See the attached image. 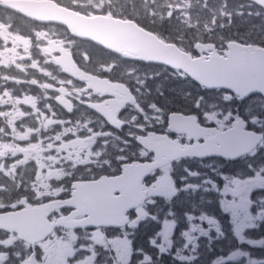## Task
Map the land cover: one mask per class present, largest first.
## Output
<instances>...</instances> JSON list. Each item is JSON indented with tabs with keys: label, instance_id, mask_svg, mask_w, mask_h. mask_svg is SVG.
<instances>
[{
	"label": "rangeland",
	"instance_id": "374dc122",
	"mask_svg": "<svg viewBox=\"0 0 264 264\" xmlns=\"http://www.w3.org/2000/svg\"><path fill=\"white\" fill-rule=\"evenodd\" d=\"M62 1L72 6L79 3L85 6V9L91 11H99L103 8L107 9L111 7L112 10H119L121 12H146L155 18L161 19L160 24L163 29L172 31L173 38L191 47L195 43L196 37H216L218 34L225 37L228 32H231L233 23L236 22L235 25H237L238 20L243 18L241 17L243 15L242 10H235L230 7L226 0H201L199 2H195L194 0H116V3L112 2L113 0ZM115 13L125 16L122 13ZM243 22L245 23L244 18ZM251 28L257 30L255 27ZM181 30H193L194 36L184 40ZM44 33L42 32V35ZM42 35L38 36V47L42 46L44 39ZM43 66L46 69V78L56 79L58 77L49 61L45 60ZM116 69L126 72L131 68L121 69L118 63ZM0 80L7 81L1 77ZM174 80H178V78ZM165 82H167V79H165ZM1 88L6 90V88L10 87L0 81ZM37 89L43 95V99L49 100L50 97L44 89L40 87H37ZM11 94L14 95L11 91L4 93V95L8 96ZM161 95L165 99L158 98L155 94L153 97L158 98L167 105V95ZM190 97L193 98V107L201 99L210 98L197 89L190 90ZM183 101H185V97H183ZM224 104L226 106L227 102L224 101ZM156 108H153V116L157 120L155 126L160 127L161 121L164 120L165 111L159 106H156ZM260 114L264 118V110H261ZM252 123L264 128V123H258L256 120ZM14 134L12 130L8 134L3 133L2 137L4 140H14L13 143L8 142L6 146L0 147V167L7 166L0 171V173L3 172V175L0 176V184L2 185H6L9 180L15 179L22 172L30 176L31 173L27 171V167L34 163L33 161L36 162L40 159L37 146L30 144L23 146L24 139L16 138L13 136ZM260 157H264V150ZM258 162L261 161L251 159L246 161V163L230 168L231 173L246 176L242 180L223 176L219 164L216 162H213L212 165L207 164L204 166L193 164L197 173L191 172L190 168L186 169L182 164L161 171L155 177L154 186L150 190L151 194L154 195L150 207L154 210H159L163 206L169 211L172 209V203L177 204L180 209L178 217H185L187 219V221H183L187 227L183 237L179 234V237L174 238L175 231L180 230L181 226L173 211L168 212L166 210L164 217H160V220L152 216L158 220L154 221L158 224L157 236L150 241L152 245H157L156 251L162 256L168 254L170 261L174 260L172 257H175L178 261L183 262L182 264H195L198 261L207 263L212 259L208 260L206 254H212V258H215L214 256L217 255V252L212 247L213 245L219 246L216 244L220 240L216 236L219 232L216 226L214 228L211 222L212 219H208L210 216L207 214V208L210 207L212 209L211 203H214V205L218 204L221 207L222 211L219 212L222 218L230 224L233 233L238 239L236 244H232L233 252L229 253L228 258L231 255L239 254L241 257L233 259L234 264H264V239L254 238L253 236L255 235H252L255 233L260 237H264L261 231V225L264 222V165L253 166V164ZM223 166L227 168V166ZM38 171L39 169L37 168L34 172L35 175L30 179L29 183H34V180L40 182L41 175L37 174ZM176 184L181 185V191H184L183 186H185L189 192L188 195L191 196H179ZM14 190L15 188L13 187L11 191ZM2 192L9 195L8 186H1L0 194ZM178 196L182 198L175 200ZM181 200L193 205L192 211L182 209L180 207ZM189 212L190 217L185 216ZM219 212L215 211L213 214ZM149 219L147 213L140 211L137 214L136 221L131 224V229L119 235L109 233L97 236L92 235V237L85 238L60 236L48 246H43L39 250L41 252L40 256L44 259V264H92L91 262L88 263V261L94 256H99L104 264H108L112 260L123 263L130 262L136 256V253L133 251V243L137 234L134 232L139 223L143 224L144 220L148 221ZM216 219L220 220L219 218ZM216 219L214 220L222 223ZM137 237L140 239V235ZM191 237L195 238L197 242L190 243L189 238ZM17 244L18 242L14 237L0 240V251L14 249ZM161 244L162 246L160 247L159 245ZM187 244L188 250H186ZM163 245H167L168 247L163 248ZM29 252L25 248L14 252L13 257L20 259L22 253L29 254ZM137 254V258L132 263L156 264L150 257L146 259L143 253ZM180 255H182L181 259H178ZM7 257V254L0 252V264H7ZM50 257H53V259L50 260Z\"/></svg>",
	"mask_w": 264,
	"mask_h": 264
},
{
	"label": "water",
	"instance_id": "95a60500",
	"mask_svg": "<svg viewBox=\"0 0 264 264\" xmlns=\"http://www.w3.org/2000/svg\"><path fill=\"white\" fill-rule=\"evenodd\" d=\"M264 7V0H250ZM0 5L22 13L28 18L52 22L57 21L68 27L80 39L101 43L116 53L129 52L137 54L143 61L164 64L180 69L191 76L198 84L210 89H226L234 94L249 97L259 93L264 96V49L242 47L237 44L229 46L228 59H215L206 63L191 61L175 47L163 46L155 36L145 34L133 23H123L109 18L88 19L77 16L59 8L50 1H0ZM64 56L66 55L63 52ZM171 124L180 125L182 129H191L197 135L202 134L196 128L192 118L174 116ZM246 124L239 120L233 128L203 146L185 147L170 143L166 138L151 135L141 140V145L155 153V163L151 165H132L120 179L95 183L92 188L80 189L76 202L89 219L85 228L114 227L127 225V214L146 201L143 183L153 171L169 165L180 158L221 157L227 161H236L250 154L258 147L263 136L246 131ZM171 130L177 131L171 127ZM183 130V133H188ZM207 135V134H206ZM205 135V137H206ZM117 195H119L117 197ZM68 206H72L69 203ZM54 205L27 209L17 214L0 215V229L16 233L27 243L36 244L47 239L54 229L69 228L66 220L51 224L48 219L55 211ZM74 228H82L79 225ZM25 264H31L27 262Z\"/></svg>",
	"mask_w": 264,
	"mask_h": 264
},
{
	"label": "flooded vegetation",
	"instance_id": "af4514ba",
	"mask_svg": "<svg viewBox=\"0 0 264 264\" xmlns=\"http://www.w3.org/2000/svg\"><path fill=\"white\" fill-rule=\"evenodd\" d=\"M11 13L8 12L7 10L1 9L0 8V15L3 16L4 18H8V16ZM4 26L0 27V33L1 34H6L9 33V26L6 24V21L3 22ZM58 41V40H57ZM65 46L69 49L70 46L68 44H65ZM32 49L18 45L17 41H14L12 45H10L9 47H1L0 49V67L3 66H9L11 64V61H22V62H28L31 58V54H32ZM85 70V69H84ZM86 71V70H85ZM102 77V76H101ZM109 78L112 82H116L115 80L117 79V77H106ZM64 85L68 88L69 93H70V99L71 101L75 104V107L77 110H81V112L85 115V119H87L86 114H85V104H95V105H102V106H108V104L115 99V97L111 96V95H103V94H97L93 91H90L87 88V84L81 83V82H77L73 79L67 78L66 79V83L64 82ZM137 98H139L138 100V104L141 107H144L143 105V100L141 98H143L141 95L138 94V91L135 89L132 91ZM152 92V89H151ZM53 94V93H52ZM53 96L57 97L56 94H53ZM228 97H230L228 95ZM233 98V97H231ZM258 98V96L252 97V99L255 101V99ZM250 99V100H252ZM249 100V101H250ZM55 102V100H54ZM56 104V102H55ZM136 104V105H138ZM54 105V104H53ZM57 105V104H56ZM132 107V106H131ZM129 107L128 109H126L125 111H123L120 115V118L122 120H125V123L128 125L127 120L125 119V115L128 113V111L130 110ZM51 108H55L54 106ZM87 110V109H86ZM215 112H213L210 116V118L207 120L206 124H202L203 127L206 128H216V129H223L222 126L219 124V120L217 118V111L216 109L214 110ZM87 112L89 114H91V112L89 110H87ZM14 116V117H19V115H17V112L15 111L14 108L11 109V111L6 112L3 110H0V117L3 120H6L7 122H9L10 117ZM236 116H240V114H236ZM219 117V115H218ZM232 118H228L226 119L227 122H229ZM99 121L102 122V125H104V121L103 118H99ZM137 121L134 119L132 121V127L134 129V135L135 138L139 135V134H145V133H150L152 132L153 128V119L147 116L146 119V127L144 128L143 125H140V127L135 130L137 128ZM85 126H89V123L87 121H85L84 126L82 128L79 127H75V128H69L68 130V134L65 135L63 137V145L61 146V150L65 151L67 155H70L72 157L77 156L79 160H82V163L85 164V161L90 159L91 156V150H92V145H93V141L96 140H101L102 143V148L104 153L107 151V149L109 151H112L114 153V155H125L126 156V161L129 160V162H135L138 159L141 160H145V159H152V155L147 154L146 152H144L143 150H140L136 144L135 139L131 138V134L130 135H126V138L121 139V142L119 144V147L115 148L114 145H116L117 141H116V137L118 136L115 133H112L110 131H107L105 129L99 128L97 126H94L93 129H85ZM1 127L3 129H9L7 126H3L1 124ZM14 130H19L17 128H14ZM102 130V131H100ZM96 131V132H95ZM166 131V130H165ZM107 132V133H105ZM60 134L61 133H57L56 137L60 138ZM110 134V135H107ZM146 134V135H147ZM122 135V134H121ZM122 138V137H121ZM33 140L36 141H40L39 139L33 138ZM184 140V139H182ZM110 165L112 164V168L115 169V171L122 173V168L120 166V164L118 163V161L116 159L114 160H110ZM113 174V173H111ZM44 173L41 172V180L39 182V187L41 189H45V193L43 195V197H39V200H45L47 198L52 197H64L63 193H53L52 195L46 190V188L48 186H50V182L48 181H44L43 180V176ZM97 176H93V177H85V176H80V178L78 179V181H87L89 179H93ZM71 188V186H70ZM69 193L71 192V189H69L68 191ZM191 196V195H189ZM68 196H66L65 198H67ZM64 199V198H63ZM216 206L218 207V205L216 204ZM66 214H69L68 211H66ZM64 213V212H63ZM190 242H193L195 240V238L191 237ZM220 264H224V263H220Z\"/></svg>",
	"mask_w": 264,
	"mask_h": 264
},
{
	"label": "bare ground",
	"instance_id": "6f19581e",
	"mask_svg": "<svg viewBox=\"0 0 264 264\" xmlns=\"http://www.w3.org/2000/svg\"><path fill=\"white\" fill-rule=\"evenodd\" d=\"M3 1H34V0H2ZM195 2H199L201 0H194ZM3 8L7 11H12L11 8L7 7V6H3ZM0 21H2L1 17H0ZM261 29H264L263 26H259ZM150 31L154 32L156 34V38L157 40L162 43V44H166L168 43L171 39H172V35L166 31H163V30H160V29H157V28H153L151 27L149 29ZM57 32V31H56ZM6 36L14 41H17V42H22L24 39H23V36L21 34H19L18 32H9V33H6ZM185 40V39H184ZM83 57H85V54H82ZM89 59H92V60H96L98 61L99 63L102 64V67L101 69L98 68H94V67H86V69L95 74V75H98V76H103L105 74H110V75H113V76H116L117 74L110 68H108V66H117L118 65V62L116 60L115 57H112V56H104V55H96V56H92V57H88ZM87 84V88L89 90H93V86L89 84V82H86ZM151 84L152 82L150 83L149 86H147L146 88L145 87H142V89H145V92L146 93H149V94H152V95H156V97L158 98H161V99H165V97L159 93H157L154 89V87H151ZM155 84H157L155 82ZM151 89H152V92H151ZM263 96V95H262ZM250 100V96L249 97H241L239 95H235L233 97V104L235 106H237L238 108H240L244 113H246L247 115H253V116H258L259 118H262L260 115H257L256 113V110L254 107L250 106L249 105V101ZM263 102H264V96H263ZM183 104L186 105V106H190V101H183ZM12 108L15 109V111L17 112V115H19V117H14V116H11L10 117V120L9 122H7L6 120H3L1 117H0V121L2 122V125L3 126H7L9 129H14V128H17V129H26V130H30L29 132V138L33 139V138H36V139H39L40 141H42V138L44 136H49V139L48 141L50 142H55L57 141L55 135L49 131L48 129H46L39 121L38 119H36L32 113L33 112H36V111H41L45 114H47L48 112L45 111V110H39L38 108L36 107H33V106H30L22 101H19V100H15L13 102V106ZM263 110H264V106H263ZM215 112L214 110L212 111V113ZM217 118L219 119L218 117V114H217ZM245 123H247V127L255 132H260L261 129L257 126H254L252 123L249 122V120L245 119L244 120ZM114 147L116 148L117 146L114 145ZM111 160H114V159H111ZM138 163V165H151V164H154L156 161L155 160H150V159H145V160H141V159H138L136 161ZM185 166L186 169H189L190 167L185 165V164H182ZM112 166V164H111ZM170 167L165 165V166H162L160 167L158 170H166V169H169ZM171 170V169H170ZM127 171L122 168V174H125ZM146 184L150 185V186H154V183L150 182V181H145ZM177 185V192L183 196H189V192L188 190H186V187L183 186V190L184 191H181L180 190V184H176ZM186 190V191H185ZM216 206V204H215ZM217 207V206H216ZM139 210L143 211V212H146V213H151L153 215H156V216H162L164 213L162 212H159L157 210H154L152 209L149 205H146V204H139L138 207H137ZM178 220L180 221H187V219L184 217H178L176 216ZM189 222V221H188ZM261 227L264 228V222L262 223ZM142 233H146V232H142ZM0 236H5V232H0ZM215 251V247H212ZM218 249L219 250H222L223 247L222 246H218ZM95 258L93 261L96 263V264H104V262L100 259L99 256H94L92 257V259ZM108 264H114V263H108Z\"/></svg>",
	"mask_w": 264,
	"mask_h": 264
},
{
	"label": "trees",
	"instance_id": "16d2710c",
	"mask_svg": "<svg viewBox=\"0 0 264 264\" xmlns=\"http://www.w3.org/2000/svg\"><path fill=\"white\" fill-rule=\"evenodd\" d=\"M241 26V25H240ZM243 34H244V28H243ZM239 37H241V36H239Z\"/></svg>",
	"mask_w": 264,
	"mask_h": 264
}]
</instances>
